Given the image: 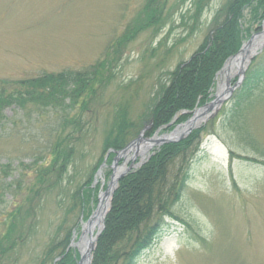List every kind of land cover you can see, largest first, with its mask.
Listing matches in <instances>:
<instances>
[{"label":"rangeland","instance_id":"1","mask_svg":"<svg viewBox=\"0 0 264 264\" xmlns=\"http://www.w3.org/2000/svg\"><path fill=\"white\" fill-rule=\"evenodd\" d=\"M151 1L0 0V87L3 81L89 69L105 59L128 25L151 18V9L145 11ZM193 2H157L160 7L167 6V25L159 32H144L125 49L112 68L115 74L112 83L101 90L86 111L70 107L67 101L61 107L44 109L22 110L11 106L0 115V170L6 166L0 172V184H15L6 193L0 185V235L5 233L6 215L15 203L28 198V189L39 181L35 160L43 158L44 163H52L50 153L56 134L62 132L63 137L67 136L66 143L74 149L65 160L67 171L62 184L49 191L38 187L35 231L30 240L18 242L3 255V264H41L51 240L62 239L72 228V234L77 237L74 242L80 240L83 224L93 216L102 191H107L112 181V163L104 160L102 179L97 176L102 165L94 175L93 168L102 157L104 139L113 117L125 109L136 126L139 125L140 117L152 104L158 80L165 81L168 71L188 61L199 49L224 0L211 1L200 29L191 34V20L183 19L182 15L188 14ZM263 31L264 23L254 34ZM260 56L264 57V47L254 59ZM220 80L221 75L214 95ZM237 81L238 75L231 79V85ZM263 97L245 113L255 146H246L236 139L226 114L220 116L222 108L201 124L208 130L201 135V153L190 167L187 190L175 208L178 219L166 220V231L172 234L148 250L137 264H264ZM66 113L71 118L82 113L83 121L79 124L74 121V125L60 129L61 118ZM162 132L154 135L162 137L170 133ZM138 133L147 141L155 138L150 124ZM156 148L155 144L147 156ZM133 158V153L121 158L118 167L128 168ZM142 160L137 155L134 163ZM60 165L61 162L57 169ZM92 175L94 182L98 181L95 184L98 190L73 209L72 195ZM72 250L79 264L80 251Z\"/></svg>","mask_w":264,"mask_h":264},{"label":"trees","instance_id":"2","mask_svg":"<svg viewBox=\"0 0 264 264\" xmlns=\"http://www.w3.org/2000/svg\"><path fill=\"white\" fill-rule=\"evenodd\" d=\"M158 1L152 0L145 7V11L151 9V18L147 20L146 17L144 23L128 25V29L111 46L105 59L89 69L83 72L45 74L20 81H3L0 87V115L11 106H18L22 110L29 107L44 109L61 107L67 101L70 107L86 111L97 100L101 90L112 83L115 77L112 68L125 49L144 32H159L167 25V6H158ZM211 1L194 0L188 14L182 15L183 19L187 17L191 20V34L200 29L201 19ZM263 21L264 0H224L199 49L188 61L168 71L165 81L161 78L158 80L152 104L147 106V111L140 117L139 125L136 126L125 109L116 112L104 139L102 157L93 168V175L109 152L108 164L139 136L141 128L150 124L153 135L160 129L162 133H169L177 125L188 121L197 108L211 102L218 73L230 58L239 53L254 32H259ZM263 58L260 56L252 61L242 86L234 92L230 101L222 107L223 113H220V116L226 114L232 133L246 146H255L246 126L245 113L256 104L260 96H264ZM65 115L61 118L60 129L74 125V121L78 124L83 121L82 113L76 114L74 118L69 113ZM207 130V126L202 127L179 143L161 146L141 168L120 180L105 219V229L93 253L92 264H137L148 250L165 238L166 220L178 219L175 208L185 195L190 180V167L201 153L200 138ZM63 135L62 132L56 134L50 153L51 164L44 163L43 158L35 160V165L39 166L36 171L39 181L28 189L29 199L20 204L15 203L6 215L5 233L0 235V264H3V255L13 250L18 242L30 240L35 231V201L40 191L38 187H46L44 191H49L58 187L60 182L62 184L67 171L65 160L69 154L74 153V149L66 143L67 136ZM60 162V168L57 169ZM93 175L83 185L84 189H81L82 186L72 195L73 209L84 204L87 195L98 190L93 186ZM19 183L18 190L21 189ZM0 185L5 193L15 187V184ZM73 230L66 232L62 239L51 240L41 264L48 261L51 264H77L78 256L73 254L72 249L68 251Z\"/></svg>","mask_w":264,"mask_h":264},{"label":"bare ground","instance_id":"3","mask_svg":"<svg viewBox=\"0 0 264 264\" xmlns=\"http://www.w3.org/2000/svg\"><path fill=\"white\" fill-rule=\"evenodd\" d=\"M264 43V36L257 39L252 47L245 50L244 53H242L240 56L236 57L235 59L228 62L224 72L221 74V80L219 82L218 90L215 95L216 100L208 107L204 109H200L196 111L194 117L192 120L184 127L178 128L175 133L171 135L172 138H177L184 134L189 128L194 126L201 125L208 117L209 113L217 107L221 99L226 97L228 93V87H227V79H232L233 77L240 74L241 70L244 67L245 60L249 59L251 55L258 50V48ZM170 137V138H171ZM169 137H161L157 140L162 139H168ZM156 144L155 141L152 143L148 141H144L141 143V147H144L145 153L142 155L143 159L147 157V154L153 149L154 145ZM121 171L116 172L115 178H117L120 175ZM104 173L101 172L99 175V178H103ZM114 187V184H110V189L108 191L103 190L100 196V205L98 210L94 213L92 216L90 223H84L83 224V233L78 242H74L75 248H77L82 254L86 255L89 245L90 237L94 238V235L98 232L99 229H101L103 225L104 218L107 214V211L110 208V200H111V194L112 189ZM77 239V237L75 238ZM83 264H88V261L84 262Z\"/></svg>","mask_w":264,"mask_h":264},{"label":"water","instance_id":"4","mask_svg":"<svg viewBox=\"0 0 264 264\" xmlns=\"http://www.w3.org/2000/svg\"><path fill=\"white\" fill-rule=\"evenodd\" d=\"M262 36H264V31L261 32V33H259V34H257V35H254V36H253V37H252L247 43H245V44L243 45V47H242V49L240 50V52L238 53V55H236L235 57L231 58L228 62H230L231 60H233V59H235L236 57L240 56L242 53L245 52V50H247V49H249L250 47H252V45L254 44V42H255L257 39H259L260 37H262ZM263 47H264V43H263L259 48L262 49ZM257 54H258L257 52H254V53H253V56H251V57H249V59L245 60V62H244L245 65H244L243 69L241 70V72H240V74H239V79H238L237 83H236L234 86H231V80H230V78L227 79L228 93H227L226 97H224L223 99H221V101L219 102V104L217 105V107H215V108L213 109V113L217 112V110H218V109L224 104V102L228 101V100L232 97L234 91H235V90H236V89L242 84V82H243V80H244V78H245V71H246V69L248 68V66H249V64H250L251 59H252L255 55H257ZM228 62L225 64L224 68H223L222 71L219 73L220 75L224 72V70H225V68H226V66H227V64H228ZM219 74H218V75H219ZM215 100H216V99H215ZM213 102H214V101H213ZM213 102H212V103H213ZM212 103L208 104V105L205 106V107L210 106ZM201 109H202V108H201ZM198 110H200V109H198ZM198 110H197V111H198ZM212 115H213V114H212ZM212 115H211V116H212ZM189 122H190V121H188L186 124H184V125H182V126L187 125ZM195 128H196V127H194V128L191 127V128H189L184 134H182L181 136H179V137H177V138H172L171 135H172L173 133L176 132V130H177V128H176V129H175L172 133H170L169 135H165L166 137H169L168 139L157 140L156 138H154V139L150 140V142L155 141L156 144H157L158 146L163 145V144H166V143H177V142H180L181 140L185 139L187 136H189ZM170 137H171V138H170ZM144 141H146V140H144L143 137L141 136L139 139H137V140L133 141L131 144H129V146H128L125 150H123L121 153H119L118 156L115 158V160H114V162H113V165H112V167H111L112 170H113L112 182H111V183L114 184V187H113V189H112V196H113L114 191L116 190V188H117V186H118V183H119L120 179H121L124 175H126V173L129 172L130 169L133 167V164H132L131 168L128 169V170H125V171H124V170H122V169H119V167H118V162H119V160H120L121 158L127 157V155H129V154L132 153V152H134L135 155H138L139 152H142V154H144V153H145V151H144V147H141V143L144 142ZM103 166H104V165H103ZM118 171H121V173H120V175H119L117 178H115V174H116V172H118ZM99 173H100V172H99ZM109 189H110V186H109ZM88 223H90V220L88 221ZM103 230H104V222H103V225H102L100 231L97 233L95 239L90 238V240H89V245H90V247L88 248V251H87L86 255L81 254V260H80L79 264H83V263L86 262V261H88V264H91L92 253H93V251L95 250L96 242H97L98 238L100 237V235H101V233H102Z\"/></svg>","mask_w":264,"mask_h":264}]
</instances>
